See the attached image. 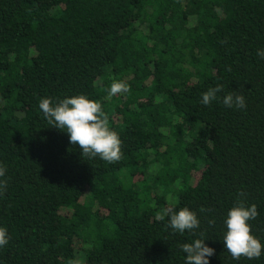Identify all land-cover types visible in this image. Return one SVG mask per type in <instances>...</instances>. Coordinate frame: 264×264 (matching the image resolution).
Returning a JSON list of instances; mask_svg holds the SVG:
<instances>
[{
  "label": "trees",
  "instance_id": "trees-1",
  "mask_svg": "<svg viewBox=\"0 0 264 264\" xmlns=\"http://www.w3.org/2000/svg\"><path fill=\"white\" fill-rule=\"evenodd\" d=\"M257 50L264 0H0V264H185L179 245L197 238L215 249L209 264H264L233 260L223 243L239 199L257 206L250 224L264 244ZM113 81L131 91L109 96ZM217 85L220 99L203 105ZM233 91L246 109L223 105ZM74 95L102 104L118 163L82 156L39 109ZM170 205L196 212L195 236L156 218Z\"/></svg>",
  "mask_w": 264,
  "mask_h": 264
},
{
  "label": "clouds",
  "instance_id": "clouds-1",
  "mask_svg": "<svg viewBox=\"0 0 264 264\" xmlns=\"http://www.w3.org/2000/svg\"><path fill=\"white\" fill-rule=\"evenodd\" d=\"M226 43V41H222ZM257 56L264 59V50H257ZM230 70V69H229ZM109 96L124 94L131 91L130 85L124 81H113L107 89ZM223 91V85L209 88L202 93L201 103L210 106L213 101L219 100L217 93ZM222 103L227 108L246 109L245 97L235 91L226 94ZM39 109L46 118L48 124L59 130L66 131L70 143L78 145L81 155L88 159H99L109 163H118L122 157V141L116 131L110 130L109 120L99 101L90 100L86 95H74L66 97L58 102L53 98H42L39 101ZM6 165L0 163V197L8 189L6 177ZM246 193L238 192V197H244ZM200 212L207 209L201 208ZM168 217L166 228H170L172 233L183 234L185 231L196 235L195 229L200 227V221L196 212L187 207L175 210V205L161 210L157 214V219L164 221ZM259 216L257 206L252 204L245 206L241 200H237L227 213L225 219L226 232L223 243L227 252L233 260H240L242 257L253 260L259 259L264 254V244L252 234L250 221L256 220ZM209 225H213L215 220H209ZM201 237L203 233L200 234ZM9 243L8 230L0 227V248ZM85 247L91 248V245ZM181 251L185 253V264H209L208 257L215 254V249L205 244V239L197 238L191 243L179 245ZM68 264H84L81 257L69 260Z\"/></svg>",
  "mask_w": 264,
  "mask_h": 264
}]
</instances>
